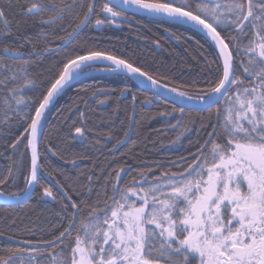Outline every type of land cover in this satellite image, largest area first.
<instances>
[{
    "label": "snow or ice",
    "instance_id": "snow-or-ice-1",
    "mask_svg": "<svg viewBox=\"0 0 264 264\" xmlns=\"http://www.w3.org/2000/svg\"><path fill=\"white\" fill-rule=\"evenodd\" d=\"M13 6L22 16H39L45 25L74 15L72 31L61 39L73 36L93 18L97 27L127 19L122 9L135 8L201 29L218 54L215 76L189 95L187 89L170 87L165 73L153 74L133 56L113 54L99 42L86 40L34 98L24 93L38 86L40 73L33 69L39 60L34 57L42 53L18 26L13 42L0 47V114L5 126L17 118L26 124L11 148L27 142L13 167L0 176V196L21 200V192L51 176L43 172L38 150L45 111L70 81L97 70L98 63L108 62L99 70L123 76L121 95L129 91L131 80L143 78L161 95L169 92L181 102L203 104L217 122H209L213 131L181 172L165 171L148 180L141 171L137 175L144 178L142 186L136 187L135 177L121 186L123 169L115 171L116 182L103 185L104 207L89 205L86 217L81 218V204L65 193L62 198L71 201L61 207L66 224L47 239L26 241V248L3 250L0 264H264V0H0V38L13 35L5 13ZM238 70L243 79L236 75ZM131 100L135 103L137 96ZM179 112L183 115L184 108ZM89 131L74 126V138H84ZM72 155L73 163L83 158ZM25 172L21 192L5 191L17 173ZM87 179L91 184L92 177ZM80 194L90 195L91 189ZM43 195L57 198L51 186L43 187Z\"/></svg>",
    "mask_w": 264,
    "mask_h": 264
},
{
    "label": "trees",
    "instance_id": "trees-1",
    "mask_svg": "<svg viewBox=\"0 0 264 264\" xmlns=\"http://www.w3.org/2000/svg\"><path fill=\"white\" fill-rule=\"evenodd\" d=\"M68 2L71 3L72 0ZM84 2L86 0H81V3ZM5 13L13 35L0 38V47L12 43L16 28L22 25L24 34L34 39L42 53L39 57H34L39 60V64L33 69L34 73H40L38 86L26 90V96L38 98L66 59L74 57L86 40L90 43L99 42L102 48L113 54L133 56L153 74L158 71L165 73L172 81L170 87L187 89L189 95L204 89L206 81L216 74L215 49L203 36L186 26L125 12L127 19H117L115 23L99 27H94L93 18V22L84 26L69 43L56 49L65 40L61 37L72 31L74 15L55 24L45 25L40 22L39 16H22L16 6L5 8ZM0 31H3L2 25ZM177 36L180 38L177 39ZM24 51L29 49L25 48ZM239 59L237 57L238 61ZM52 63V71L42 75L40 69ZM171 63L173 65L170 67ZM104 66L97 64L95 67L102 69ZM236 75L244 78L240 70ZM124 87L125 81L121 75L86 76L71 84L49 108L42 121L39 152L43 172H50L51 176H45L26 202L0 205V217L20 221L13 225L0 224V256L4 255L3 250L7 248H26L12 243L10 238L25 241L47 239L51 232L66 224L61 207L70 206L71 201L62 198L60 190L81 204L83 218L87 216L89 205L104 207L103 185L116 182L113 174L115 171L123 169L120 173L121 186L135 177L138 181L135 186L140 187L144 178L152 180L165 171L178 173L192 163L198 148L208 139L206 134L213 131L208 126L209 122H217L212 110L184 109V114L181 115L180 107L176 104L162 98H152L151 93L141 89L133 81L128 83L129 91H126V95H121L119 90ZM93 91L97 94L92 95ZM133 94L137 96L135 103L131 100ZM146 102L150 105L146 106ZM215 107L216 105L212 106V109ZM20 108L23 110V105ZM173 108L176 109L175 112ZM23 115L21 111V116ZM100 118L104 120L99 123ZM131 123L132 132L125 140L124 133H128ZM74 126H84L90 131L84 138H74ZM24 127V120L19 118L5 126L0 114V176L13 167V162L19 159L20 152L24 150L26 140L19 149L11 148L13 140L21 136ZM58 131H63L64 140L59 138ZM140 131H148L147 149L139 145L137 134ZM70 132L73 135L70 136ZM118 139L121 141L119 144L116 143ZM73 153L83 158L73 163ZM110 158L106 165L96 162L97 159L105 161ZM29 163L28 154L25 157V169ZM141 171L145 173L144 178L137 175ZM25 174L26 172L17 173L16 179L5 187V191L21 192L26 187ZM89 176L92 177L91 184L87 179ZM47 186L52 187L56 200L43 195V187ZM89 189L90 195L80 194ZM97 192L100 193L99 198ZM38 210L44 218L49 219V223L38 227L34 220L27 219L24 222L26 216Z\"/></svg>",
    "mask_w": 264,
    "mask_h": 264
},
{
    "label": "water",
    "instance_id": "water-1",
    "mask_svg": "<svg viewBox=\"0 0 264 264\" xmlns=\"http://www.w3.org/2000/svg\"><path fill=\"white\" fill-rule=\"evenodd\" d=\"M122 10L125 11V12H128V13L142 15V16L155 18V19H159V20H163V21L179 24V25H182V26H186V27L196 31L201 36H203L212 45V47L215 49L216 53L218 54V49L216 48L214 43L210 40V38H208L201 29L194 28L191 24L183 23V22H180V21L169 20L168 18L163 17V16L150 15L147 12H144V11H137L135 8L124 7ZM83 27L84 26H82L80 29H78L76 33H73V36L69 37L68 39H65L64 42L59 47H57L56 49H58V48H60V47H62L64 45H66L67 43H69L78 34V32ZM94 27H97V26H95V24H94ZM106 63H108V62H102V63H98V64L105 65ZM99 74H113V73L105 72V71H102V70H92V71H88V72L82 73L79 76H77L74 80L70 81L69 84L56 96L54 101L68 88V86L73 84L78 79L86 77V76H90V75H99ZM132 81L135 82L141 89L151 93L153 95L154 99L162 98V99L168 100V101L176 104L180 108L183 107L184 109H192V110H205V109H208V108H205V106L203 104L197 105L195 102H192V101H183V102H181V101L177 100V98L175 97V94H173V93L163 92V94L161 95L157 90L151 89L146 82H142L143 78H140L139 80L133 79ZM125 93L126 92H124L123 95H125ZM54 101H53V103H54ZM52 104L49 106V108L52 106ZM145 105L149 106V103H146ZM47 110L45 111V114H46ZM131 132H132V123L130 125V129H129L128 133H127V136L125 137V140L129 138ZM40 136H41V133H40ZM39 142H40V137H39ZM38 150H39V144H38ZM29 160H30V153H29ZM36 186L37 185H33L32 187L28 188L27 192H22L21 194L23 196V199H21V200H16L15 198H11V197L6 198L4 196H0V205H18V204H22V203L26 202L33 195ZM60 191H61L62 195L64 196L65 192L62 191V190H60ZM67 201H69V200H67ZM10 241L12 243H14V244L27 247V244L25 243L26 242L25 240H19V239L10 238Z\"/></svg>",
    "mask_w": 264,
    "mask_h": 264
},
{
    "label": "rangeland",
    "instance_id": "rangeland-1",
    "mask_svg": "<svg viewBox=\"0 0 264 264\" xmlns=\"http://www.w3.org/2000/svg\"><path fill=\"white\" fill-rule=\"evenodd\" d=\"M59 47V46H58ZM173 64L171 63L170 64V67L172 66ZM54 68V65L53 63L52 64H47L45 66H43L41 69H40V72L43 73L42 75H47L49 73V71L51 72L52 69ZM43 77V76H42ZM104 119L100 118V120L98 121L99 123L102 122ZM97 122V125H99V123ZM59 138L62 140L64 138V133L63 131H58L57 132ZM147 136H148V131H140L138 132L137 134V138L140 139V143L139 145H141V148L143 149H147L149 147L148 143H146V139H147ZM64 140V139H63ZM151 150H154L151 148ZM111 160L110 159H107L105 161L103 160H99L97 159L96 162H98L99 164H102L104 163V165H106L109 161ZM43 214L38 210V211H35V212H32L30 213L28 216L25 217L24 219V222L28 219V221H36L37 224H38V227H42L44 224L46 223H49V219L48 218H44V216H42ZM20 221L13 218L12 220L11 219H6L4 217H0V224H9V225H13V224H18Z\"/></svg>",
    "mask_w": 264,
    "mask_h": 264
},
{
    "label": "flooded vegetation",
    "instance_id": "flooded-vegetation-1",
    "mask_svg": "<svg viewBox=\"0 0 264 264\" xmlns=\"http://www.w3.org/2000/svg\"><path fill=\"white\" fill-rule=\"evenodd\" d=\"M46 53V52H45ZM126 95V94H125ZM49 110V109H48Z\"/></svg>",
    "mask_w": 264,
    "mask_h": 264
}]
</instances>
